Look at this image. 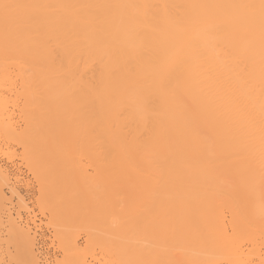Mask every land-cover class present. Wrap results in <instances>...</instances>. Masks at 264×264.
I'll use <instances>...</instances> for the list:
<instances>
[{
	"label": "bare ground",
	"instance_id": "6f19581e",
	"mask_svg": "<svg viewBox=\"0 0 264 264\" xmlns=\"http://www.w3.org/2000/svg\"><path fill=\"white\" fill-rule=\"evenodd\" d=\"M17 100L20 133L5 122ZM0 123L34 165L100 151L110 168L87 185L86 214L113 186L121 237L145 201L144 253L120 242L101 264H264V0H0ZM5 216L1 203L16 264H40ZM63 241L61 264H88Z\"/></svg>",
	"mask_w": 264,
	"mask_h": 264
},
{
	"label": "rangeland",
	"instance_id": "374dc122",
	"mask_svg": "<svg viewBox=\"0 0 264 264\" xmlns=\"http://www.w3.org/2000/svg\"><path fill=\"white\" fill-rule=\"evenodd\" d=\"M13 97L15 96H12L14 100ZM20 106L22 107V104L19 100L9 102L8 111L6 110L8 114L5 115H11L5 122H11L12 128L18 133L24 131L26 127V123L20 117ZM38 120L46 133L49 132L51 119L47 113L43 112L39 115ZM66 149H62L60 158L41 161L34 165L29 163L30 155L24 151L23 147L6 143V140L0 137V204H4L5 217H7L5 219L7 220L8 216L14 218L18 225L30 232L40 264H61L65 260L68 252L64 249L63 238L66 241L68 239L76 242V251L88 264H101L105 260L117 259L115 254L119 251L120 242L132 244L133 250L138 248L144 253L142 248L147 245L144 235L146 232L148 235V225L146 226L148 206L145 201L140 206L136 205L140 208L137 207V212L134 211L133 215L138 222L133 220L131 217L133 215L129 216L132 218L133 225L135 222L140 223L135 225L138 228L137 231L133 226L132 232L135 235L123 234L126 238L121 237L117 230L115 231L118 222L114 219L117 216L113 218L112 215H118V208L121 210L123 204L119 203L121 204L119 207L111 182H107L106 185L112 186L108 188L111 189L110 193L114 197L110 194L107 200L94 208L93 214L88 216L85 198L90 187L87 185L95 183L96 179H101L95 178L98 175L102 177L100 169L105 170L110 167L104 168L102 162L98 160L100 151L96 149L87 150L81 147L73 149L74 151ZM107 173L111 174V172ZM83 175L87 177L86 180H89L86 184ZM91 175L92 177L94 175L93 179ZM65 195L75 197V204L65 200ZM92 195L95 194L92 193ZM20 199L24 200L26 206L20 203ZM113 209H117L116 213ZM141 213H144V216ZM88 217H93L94 220L89 221ZM116 219L118 221V218ZM60 231L64 232L63 238L59 236ZM6 232L7 230L0 232V264H16L23 256L20 248L6 243L5 240L9 238ZM98 238L102 239L103 244L107 246L108 253H103L99 246L94 248V241Z\"/></svg>",
	"mask_w": 264,
	"mask_h": 264
}]
</instances>
